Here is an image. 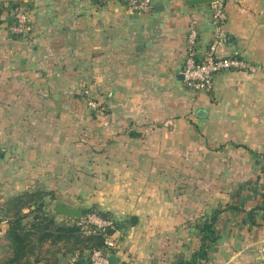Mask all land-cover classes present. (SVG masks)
<instances>
[{
  "label": "crops",
  "instance_id": "1",
  "mask_svg": "<svg viewBox=\"0 0 264 264\" xmlns=\"http://www.w3.org/2000/svg\"><path fill=\"white\" fill-rule=\"evenodd\" d=\"M23 1L27 36L10 32L15 10L0 16V215L44 192L54 213L60 202L117 220L113 264H178L217 213L198 264H264V0H226L220 47L256 69L222 71L199 92L183 81L186 36L196 26L206 49L210 4ZM78 251L54 264H83Z\"/></svg>",
  "mask_w": 264,
  "mask_h": 264
},
{
  "label": "built area",
  "instance_id": "2",
  "mask_svg": "<svg viewBox=\"0 0 264 264\" xmlns=\"http://www.w3.org/2000/svg\"><path fill=\"white\" fill-rule=\"evenodd\" d=\"M126 3L133 11L149 13L154 10V0H118ZM212 38L202 52L198 51L199 31L196 26H191L186 36L187 56L182 71L184 85L192 92L210 91L214 85L216 74L228 70H255L256 67L246 58L234 54H221L220 47L226 39V23L228 12L226 0H213L210 3ZM13 23L10 32L17 36H27L31 30V17L24 7L17 8L13 13ZM85 97L89 96L88 90L84 91ZM92 108H97V100L88 99ZM0 222V239L5 237V230ZM75 222L82 227L84 234L102 233L105 236L104 247L94 248L86 264H110L111 250L117 246L118 237L113 218H103L95 213L78 218ZM114 232H111V230Z\"/></svg>",
  "mask_w": 264,
  "mask_h": 264
},
{
  "label": "trees",
  "instance_id": "3",
  "mask_svg": "<svg viewBox=\"0 0 264 264\" xmlns=\"http://www.w3.org/2000/svg\"><path fill=\"white\" fill-rule=\"evenodd\" d=\"M25 4L27 5L23 0H9L8 5L5 6V1L1 0L0 16L4 11L10 12L12 9L15 10L19 7L25 6ZM13 21L14 20L9 21L10 24H12ZM38 195L46 198L49 194L44 192H34L18 196L7 205L3 214L0 215V222L6 221L9 224L5 236H7L11 246L10 257L6 260H0V264H25L29 261L30 255L35 252L38 253L37 250H39L40 247L42 248L43 243L47 241H50L53 244L62 240H65L68 244L73 241L74 246L79 242H83L81 241L83 234L82 227L73 222L74 220L77 221L78 218L65 217L68 218V221L59 224L55 220L56 213L53 212L52 216H49L46 212L39 213L38 211L41 210L42 205L36 206L31 204ZM27 199L32 201L28 203ZM33 206H35L34 209L32 208ZM26 207L30 208L29 212L23 211ZM16 208L17 211L12 215L11 212ZM82 210L83 216H86L89 213H95L103 218H113L109 214L97 210L95 207H85L82 208ZM30 214H34L31 220L28 219ZM217 219L218 214L215 213L211 219L204 220L198 224V234L200 236L199 248L196 249L189 258L182 259L178 264H198L200 261L208 257L210 245L217 240ZM26 220L27 222H25ZM114 224L115 229H118L119 223L115 219ZM115 229L111 230V232H114ZM87 239L94 240V246L89 247L78 245L79 247H75H78L76 250L81 251L84 248H91L90 250H92L94 248L104 247L105 236L102 233L97 232L88 234ZM114 250H111L112 254L114 253ZM38 260L40 259L37 258L35 261L39 262Z\"/></svg>",
  "mask_w": 264,
  "mask_h": 264
},
{
  "label": "rangeland",
  "instance_id": "4",
  "mask_svg": "<svg viewBox=\"0 0 264 264\" xmlns=\"http://www.w3.org/2000/svg\"><path fill=\"white\" fill-rule=\"evenodd\" d=\"M16 10V9H15ZM14 13V12H13ZM37 198H35L34 201H29L28 203L31 202L32 205H36V206H40L42 205L41 210H39V213H44L46 212L49 216L53 215V211H51L52 209V204L53 202L51 200H49L50 198H45L43 196H36ZM34 198V197H31ZM44 204V205H43ZM44 207V208H43ZM17 211L16 209H13V211L11 212L12 215ZM34 214H30L28 216V218L31 220L33 218ZM64 221L60 222L58 221L57 223H63ZM72 222V221H71ZM88 234H82V240L83 242H79L78 244H76L75 246L73 245V241L71 243H66V241L62 240L59 241L57 243H52L50 241L44 242L42 245V248L40 247L39 250H37L38 253H34L31 254L29 257V261H27L25 264H54V263H61L63 260L64 261H68L71 260V254L72 253H76L78 250H76L80 245V246H89V247H93L94 246V240H89L87 239ZM76 246H78L77 248H75ZM91 248L88 249L87 252L83 250H81L80 252L82 254H80L79 256H85L84 258H79L76 257V262L75 263H83L86 264L89 257H90V250ZM74 250V251H73ZM76 250V251H75ZM73 251V252H72ZM79 252V251H78ZM11 255V246L9 244V242L5 239V237L0 239V260H6L7 258H9ZM37 258H39L40 260H38L39 262L35 261L37 260ZM73 260L68 261V263H71Z\"/></svg>",
  "mask_w": 264,
  "mask_h": 264
},
{
  "label": "water",
  "instance_id": "5",
  "mask_svg": "<svg viewBox=\"0 0 264 264\" xmlns=\"http://www.w3.org/2000/svg\"><path fill=\"white\" fill-rule=\"evenodd\" d=\"M3 1H9V0H3ZM213 0H187V4L190 6H196L201 4H210ZM13 19V17H12ZM204 110H201L199 112V115H203ZM55 211L59 215L67 216V217H76L81 218L83 216V210L79 208H73L70 206H67L63 203H57L55 206ZM116 260V256L111 255L110 256V264H113Z\"/></svg>",
  "mask_w": 264,
  "mask_h": 264
}]
</instances>
